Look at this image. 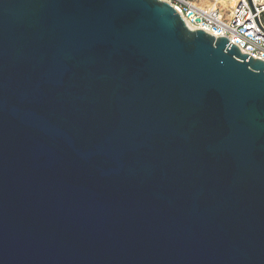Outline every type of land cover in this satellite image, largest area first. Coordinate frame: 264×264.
<instances>
[{
  "label": "water",
  "instance_id": "1",
  "mask_svg": "<svg viewBox=\"0 0 264 264\" xmlns=\"http://www.w3.org/2000/svg\"><path fill=\"white\" fill-rule=\"evenodd\" d=\"M0 264H264V61L160 0H0Z\"/></svg>",
  "mask_w": 264,
  "mask_h": 264
},
{
  "label": "built area",
  "instance_id": "2",
  "mask_svg": "<svg viewBox=\"0 0 264 264\" xmlns=\"http://www.w3.org/2000/svg\"><path fill=\"white\" fill-rule=\"evenodd\" d=\"M170 4L190 30H201L214 38H225L243 54L264 61V0H236L228 15L199 0H160Z\"/></svg>",
  "mask_w": 264,
  "mask_h": 264
},
{
  "label": "rangeland",
  "instance_id": "3",
  "mask_svg": "<svg viewBox=\"0 0 264 264\" xmlns=\"http://www.w3.org/2000/svg\"><path fill=\"white\" fill-rule=\"evenodd\" d=\"M201 1L204 7L212 8L215 6L219 10H222L225 16L228 15L231 8L233 7L231 6V0H201ZM234 1L236 2V0ZM263 22H264V17H263Z\"/></svg>",
  "mask_w": 264,
  "mask_h": 264
},
{
  "label": "trees",
  "instance_id": "4",
  "mask_svg": "<svg viewBox=\"0 0 264 264\" xmlns=\"http://www.w3.org/2000/svg\"><path fill=\"white\" fill-rule=\"evenodd\" d=\"M263 17H264V14H263L262 17H261V23H262V25L264 26Z\"/></svg>",
  "mask_w": 264,
  "mask_h": 264
},
{
  "label": "bare ground",
  "instance_id": "5",
  "mask_svg": "<svg viewBox=\"0 0 264 264\" xmlns=\"http://www.w3.org/2000/svg\"><path fill=\"white\" fill-rule=\"evenodd\" d=\"M234 3H235V1H234V0H231V6H233V5H234Z\"/></svg>",
  "mask_w": 264,
  "mask_h": 264
},
{
  "label": "crops",
  "instance_id": "6",
  "mask_svg": "<svg viewBox=\"0 0 264 264\" xmlns=\"http://www.w3.org/2000/svg\"><path fill=\"white\" fill-rule=\"evenodd\" d=\"M199 1H200V5L204 7V5H203L202 1H201V0H199ZM235 3H236V2H235ZM206 8H207V7H206Z\"/></svg>",
  "mask_w": 264,
  "mask_h": 264
}]
</instances>
